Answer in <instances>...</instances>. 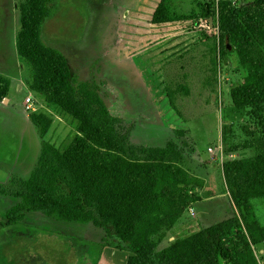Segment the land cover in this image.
Returning a JSON list of instances; mask_svg holds the SVG:
<instances>
[{
	"label": "rangeland",
	"instance_id": "rangeland-1",
	"mask_svg": "<svg viewBox=\"0 0 264 264\" xmlns=\"http://www.w3.org/2000/svg\"><path fill=\"white\" fill-rule=\"evenodd\" d=\"M219 1L50 0V15L41 28L42 43L69 60L76 88L85 85L98 95L131 149L174 142L186 158L184 168L191 172L193 166L202 177L199 193L212 200L191 206L172 228L160 230V248L230 217L219 166L253 156L264 145V122L232 106L230 91L246 72L232 47L225 59L219 55ZM228 1L246 5L252 0ZM20 4L0 0V75L10 81L9 94L0 102V188L5 191L29 178L42 143L62 150L77 134L75 122L29 88L32 69L16 50ZM160 5L171 22L153 23ZM33 113L51 121L44 136L29 120ZM244 142L252 147L246 153H225L226 147ZM194 152L197 159L191 161ZM19 201L0 194V221ZM252 204L264 225V202ZM109 231L107 242L118 243L114 230ZM104 238L91 223L57 222L32 213L23 223L0 230V264H104ZM253 254L264 264V244L253 247ZM106 257L109 264H119L112 255Z\"/></svg>",
	"mask_w": 264,
	"mask_h": 264
},
{
	"label": "trees",
	"instance_id": "trees-1",
	"mask_svg": "<svg viewBox=\"0 0 264 264\" xmlns=\"http://www.w3.org/2000/svg\"><path fill=\"white\" fill-rule=\"evenodd\" d=\"M50 0H21L19 58L33 72L30 90L47 106L70 118L77 134L62 149L44 142L36 167L26 181L8 191L20 201L0 221V230L40 213L53 221L92 224L105 233V247L129 253L126 264H258L253 247L264 244V225L255 215L254 200L264 202V145L253 156L222 163L227 190L238 215L206 227L199 234L160 248L158 232L172 228L188 208L202 203L203 181L184 168L186 158L174 142L164 148L131 149L116 131L97 94L85 85L76 88L69 60L41 40V28L50 15ZM160 5L154 24L171 22ZM219 55L234 49L246 72L230 91L236 111H249L264 122V0L246 5L220 0L217 6ZM10 81L0 75V102L9 94ZM31 123L44 136L51 121L31 114ZM239 145V144H238ZM226 147V154L246 153L248 142ZM110 228L118 243L110 244Z\"/></svg>",
	"mask_w": 264,
	"mask_h": 264
},
{
	"label": "crops",
	"instance_id": "crops-1",
	"mask_svg": "<svg viewBox=\"0 0 264 264\" xmlns=\"http://www.w3.org/2000/svg\"><path fill=\"white\" fill-rule=\"evenodd\" d=\"M208 151V150H207ZM209 152V151H208ZM209 153H211V151L209 152ZM219 155H220V151H219ZM191 157V161H193V159H195L196 157H195V152L193 153V155L192 156H190ZM213 158V157H212ZM197 159V158H196ZM216 159V158H215ZM215 159H212V161H213V163H214V161H215ZM208 163H212V162H208ZM192 167V169L193 170H191V172H192V174L195 176V177H197V178H199V179H201L202 181H203V179H202V177L200 176V175H198L197 174V172H194V169H196L195 167H193V166H191ZM219 170H220V176L222 177V181H223V183H224V189H225V192H224V194H222V196H226L227 197V195H228V197H229V199H230V202H229V206H230V212L227 214L228 216L229 215H232V213H235L236 215H238V212H237V210H236V208H235V206H234V203H233V201H232V199H231V196H230V194H229V192H228V190H227V187H226V184H225V181H224V177H223V171H222V165L221 166H219ZM200 196H201V194H200ZM201 198H202V203H206V202H210L211 200H212V197H202L201 196ZM229 201V200H228ZM204 216H206L205 214H204ZM26 219V218H25ZM24 219V220H25ZM23 223V222H22ZM21 224V223H20ZM16 226V225H15ZM14 227V226H13ZM106 249L103 251V258H104V264H109V259H110V257L109 258H107L106 256H109V255H112L115 259L114 260H116V262L118 261V263L120 264H126V262H127V259H128V257H129V253H127V252H123V251H118V250H115V249H113V248H108V247H105ZM97 255H99V254H97ZM96 255V258H95V260L96 259H99V257ZM95 263V261H93V264Z\"/></svg>",
	"mask_w": 264,
	"mask_h": 264
},
{
	"label": "built area",
	"instance_id": "built-area-1",
	"mask_svg": "<svg viewBox=\"0 0 264 264\" xmlns=\"http://www.w3.org/2000/svg\"><path fill=\"white\" fill-rule=\"evenodd\" d=\"M26 103H30V99L29 98H27L26 99ZM30 107V105H28V108ZM210 151V150H209ZM222 152V150H221V147H220V153Z\"/></svg>",
	"mask_w": 264,
	"mask_h": 264
},
{
	"label": "water",
	"instance_id": "water-1",
	"mask_svg": "<svg viewBox=\"0 0 264 264\" xmlns=\"http://www.w3.org/2000/svg\"><path fill=\"white\" fill-rule=\"evenodd\" d=\"M225 44H226V46H227V49L230 50V47L228 46L227 39L225 40ZM242 155H244V154H242Z\"/></svg>",
	"mask_w": 264,
	"mask_h": 264
}]
</instances>
